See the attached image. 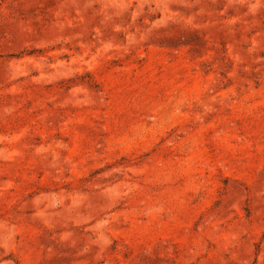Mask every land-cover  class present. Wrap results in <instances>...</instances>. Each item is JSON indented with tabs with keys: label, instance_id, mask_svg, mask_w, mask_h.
I'll return each mask as SVG.
<instances>
[{
	"label": "rangeland",
	"instance_id": "rangeland-1",
	"mask_svg": "<svg viewBox=\"0 0 264 264\" xmlns=\"http://www.w3.org/2000/svg\"><path fill=\"white\" fill-rule=\"evenodd\" d=\"M0 264H264V0H0Z\"/></svg>",
	"mask_w": 264,
	"mask_h": 264
}]
</instances>
